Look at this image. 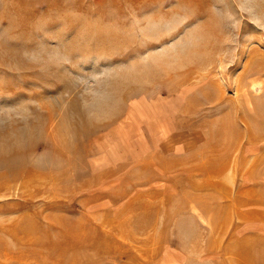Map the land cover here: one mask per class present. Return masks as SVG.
Segmentation results:
<instances>
[{"label":"rangeland","instance_id":"obj_1","mask_svg":"<svg viewBox=\"0 0 264 264\" xmlns=\"http://www.w3.org/2000/svg\"><path fill=\"white\" fill-rule=\"evenodd\" d=\"M0 264H264V0H0Z\"/></svg>","mask_w":264,"mask_h":264}]
</instances>
